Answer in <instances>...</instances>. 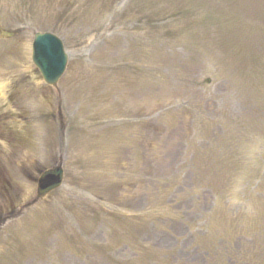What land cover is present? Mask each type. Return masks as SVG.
Wrapping results in <instances>:
<instances>
[{
	"label": "rangeland",
	"instance_id": "obj_1",
	"mask_svg": "<svg viewBox=\"0 0 264 264\" xmlns=\"http://www.w3.org/2000/svg\"><path fill=\"white\" fill-rule=\"evenodd\" d=\"M0 31V264H264V0H0Z\"/></svg>",
	"mask_w": 264,
	"mask_h": 264
},
{
	"label": "water",
	"instance_id": "obj_2",
	"mask_svg": "<svg viewBox=\"0 0 264 264\" xmlns=\"http://www.w3.org/2000/svg\"><path fill=\"white\" fill-rule=\"evenodd\" d=\"M9 37L11 34L8 35ZM31 61L47 86L55 87L63 75L67 57L61 41L52 34L36 33L31 44ZM62 181V170L55 168L40 174L37 179V199L57 189Z\"/></svg>",
	"mask_w": 264,
	"mask_h": 264
},
{
	"label": "trees",
	"instance_id": "obj_3",
	"mask_svg": "<svg viewBox=\"0 0 264 264\" xmlns=\"http://www.w3.org/2000/svg\"><path fill=\"white\" fill-rule=\"evenodd\" d=\"M137 247H138L137 251H139V250H140V251H143V250H144V249H142V248H141V246H140V245H139V246H137ZM142 247H143V246H142ZM139 253H141V252H139Z\"/></svg>",
	"mask_w": 264,
	"mask_h": 264
}]
</instances>
